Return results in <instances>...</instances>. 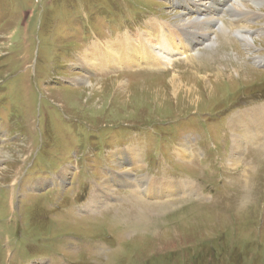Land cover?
Wrapping results in <instances>:
<instances>
[{
  "label": "rangeland",
  "instance_id": "obj_1",
  "mask_svg": "<svg viewBox=\"0 0 264 264\" xmlns=\"http://www.w3.org/2000/svg\"><path fill=\"white\" fill-rule=\"evenodd\" d=\"M239 3L211 47L167 69L97 74L81 64L94 42L138 39L154 22L185 29L198 15L176 0H0V264H264V132L235 117L264 106V0ZM231 117L245 122L237 166ZM183 144L192 157H178ZM126 148L142 170L113 163ZM129 171L138 187L167 177L198 195L137 203L118 186L120 201L104 202ZM97 186L107 198L91 210Z\"/></svg>",
  "mask_w": 264,
  "mask_h": 264
},
{
  "label": "bare ground",
  "instance_id": "obj_2",
  "mask_svg": "<svg viewBox=\"0 0 264 264\" xmlns=\"http://www.w3.org/2000/svg\"><path fill=\"white\" fill-rule=\"evenodd\" d=\"M176 1L178 2L179 5H181L186 10H188L189 11L188 13H195L198 15V17H195V19H189V21H187L188 24L185 29L183 28V26L180 27L179 25L178 26H175V25L160 26L154 22L148 25V30L144 31L146 32V34H144L143 37H139L138 39H133V37L131 38L130 36H126V35L125 36L119 35L115 41L107 42L106 45H104L103 43L94 42V45L90 49L91 52L94 49L93 54L90 55L88 51L86 53V56L84 57L86 59L87 56L89 55L87 60L81 61V64L83 67L82 70L85 69L86 72L93 71L97 74H103L102 71H104L105 72L104 74L106 73L109 74V72L112 70L123 71V70H130V68H137V67L139 68V70L145 67L159 68V69H163L166 67L167 69V67H170L171 65H173L174 60H176L178 57H183L187 59L189 55H192L195 52H197L199 47H202V45L206 48L211 47L209 42H211L213 39L211 38V34L214 32L215 28L221 29L224 31L223 33L228 34L227 29H225V27L221 28L219 25V23L223 24L221 20L219 19V17L221 15H224L226 10H230L231 8H233L234 4L237 5L234 7L236 13H237L236 11L237 8L239 7L240 8L243 7L244 9L246 8V6H244L242 3H239L241 0H236V1L219 0L218 6L211 4L212 1L206 4L202 2H196V1L195 3H193V2H190L189 0H176ZM229 4H230V7L229 6L227 7V5ZM186 13L187 12L185 11V14ZM236 13L234 14V16H237ZM233 21L234 23L238 22L236 20H233ZM238 32H239L238 34L240 35L239 39L243 40L245 44L250 45V40L248 39L249 37L247 38L246 37L247 35H245L246 32L242 29H240ZM242 36H243V39H242ZM97 62H99L102 66L100 65L98 66ZM258 62L260 64L261 63L264 64V59H259ZM97 67L98 69H95ZM178 79L179 78L175 77L172 80V83H173L172 85L174 86L175 91L177 93H179L181 89H184V88L187 89V87H185L184 84L179 82ZM79 81L80 83L87 85V87L93 85V83L88 81L86 77L83 79L79 78ZM246 111L247 112L238 111L240 114L238 113L235 117H240V116L245 115L246 117L248 116L250 118L254 116L253 120L252 119L251 120L254 123H258L261 130H263L264 132V106L258 109H254L252 113L250 110H246ZM233 119L234 117L233 118L231 117V119H229L228 128L238 126V129H237L238 132H235V134L237 135V138L235 137L236 139L233 144L234 150L232 149V155H231L232 159H234L233 161H237L234 163V165L237 166V164H239V161L235 159V153L240 151L239 148L242 147V144H243L242 142L244 138L242 139V137L240 136V133L244 128L243 125L245 124V122L241 119V121L238 120L239 121L238 124L230 125ZM241 124H242V127H240ZM247 127L250 128V126H247ZM251 130L249 131L251 132ZM233 132H234V129H233ZM256 139H259L258 136H256ZM188 145L189 144H183L175 148L178 157L184 159V158H188V156L190 155L191 157L193 156L192 151L190 150V147ZM120 151H124L125 159L124 158L121 159V154H119ZM112 156L114 158L113 163L116 165H119L120 161L122 160H125V162H128L129 167L135 164V167L132 168V169H136L134 173L143 169L142 162H141V153L139 155L138 150L135 148H130V149L126 148L123 150L113 152ZM125 171H128V169ZM130 171L128 172V174H125V176L128 179L125 178L126 180L125 179L120 180L123 183L121 184L116 183L113 186L110 192L109 198L114 194V190L118 186L123 187V188L128 187L131 190L135 188L132 191L129 198L137 203H142L141 194L144 190V186L146 189L149 188L147 191L148 193L153 194L155 196H158V195L161 196L163 194L162 196L167 197L165 199H168V200L173 199L177 195L190 196V191H192L193 194L198 195V192L197 191H196L197 193L195 192V186L190 185L189 183L187 184L186 182H184V180L177 181V180H172L171 178L169 179L165 178L164 181L159 182L158 179L154 177H148L144 179V184L141 187H138L137 184L134 185L133 183L129 182L131 181L135 183V179L133 177L134 174H132ZM114 176L115 174L112 173L110 180H107V182L112 181V178ZM97 189H99L98 186L93 191V196L90 201L89 207L91 210L100 208V206L104 202H108V200H105L101 204V201L107 198V194L103 193L102 195L98 196ZM114 198H115V201H120V199H118L116 196ZM166 205L167 204H164V206ZM88 209L89 208H87L86 210ZM136 219L139 222L142 221L139 215H137Z\"/></svg>",
  "mask_w": 264,
  "mask_h": 264
}]
</instances>
